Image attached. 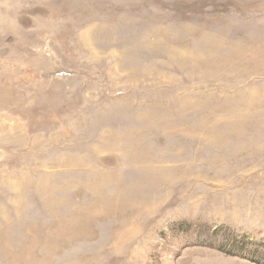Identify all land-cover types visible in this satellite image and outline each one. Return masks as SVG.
Returning <instances> with one entry per match:
<instances>
[{
  "label": "rangeland",
  "instance_id": "obj_1",
  "mask_svg": "<svg viewBox=\"0 0 264 264\" xmlns=\"http://www.w3.org/2000/svg\"><path fill=\"white\" fill-rule=\"evenodd\" d=\"M0 264H264V0H0Z\"/></svg>",
  "mask_w": 264,
  "mask_h": 264
}]
</instances>
